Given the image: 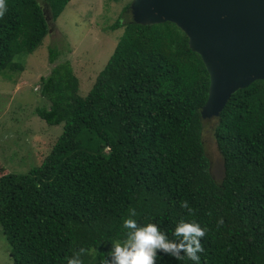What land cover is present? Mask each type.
<instances>
[{
    "label": "trees",
    "instance_id": "16d2710c",
    "mask_svg": "<svg viewBox=\"0 0 264 264\" xmlns=\"http://www.w3.org/2000/svg\"><path fill=\"white\" fill-rule=\"evenodd\" d=\"M43 1L56 20L70 0ZM5 6L0 74L8 77L23 71L16 57L41 44L48 22L37 0ZM107 28L123 32L85 95L69 60L49 50L50 72L39 78L48 105L35 113L62 132L38 165L0 175L11 264H66L81 248L82 264H102L125 238L129 209L169 239L181 219L206 228L200 264H264V80L237 89L218 116L203 119L209 75L179 27L139 24L129 11ZM209 119L223 160L218 183L202 141ZM157 255L156 264H194Z\"/></svg>",
    "mask_w": 264,
    "mask_h": 264
},
{
    "label": "rangeland",
    "instance_id": "374dc122",
    "mask_svg": "<svg viewBox=\"0 0 264 264\" xmlns=\"http://www.w3.org/2000/svg\"><path fill=\"white\" fill-rule=\"evenodd\" d=\"M48 22V32L30 54L16 60L24 65L17 76L0 74V175L26 173L49 151L62 132V124L48 125L35 108L47 107L39 93V78L50 72L49 50L67 58L79 80V93L85 95L123 32L107 27L119 17L124 20L131 0H70L53 20L47 4L37 0ZM202 141L209 172L218 183L223 177V160L212 132L213 119L204 121ZM0 264H11L9 246L0 231Z\"/></svg>",
    "mask_w": 264,
    "mask_h": 264
},
{
    "label": "water",
    "instance_id": "95a60500",
    "mask_svg": "<svg viewBox=\"0 0 264 264\" xmlns=\"http://www.w3.org/2000/svg\"><path fill=\"white\" fill-rule=\"evenodd\" d=\"M139 24L174 23L209 75L203 119L219 115L230 96L264 80V0H132Z\"/></svg>",
    "mask_w": 264,
    "mask_h": 264
},
{
    "label": "clouds",
    "instance_id": "9594fccd",
    "mask_svg": "<svg viewBox=\"0 0 264 264\" xmlns=\"http://www.w3.org/2000/svg\"><path fill=\"white\" fill-rule=\"evenodd\" d=\"M6 11L5 0H0V16ZM180 207L191 209L187 201H182ZM135 210L129 209L128 218H122V228L126 230L125 238L113 243L109 253L110 259L102 264H156L157 253H163L175 259L186 257L194 264H200L198 253L204 251L201 238L204 237L206 228L201 227L193 220H179L173 230L174 239H169L165 232L154 223L138 224L135 219ZM217 223H222L218 220ZM85 249L81 248L67 259L66 264H82L80 255Z\"/></svg>",
    "mask_w": 264,
    "mask_h": 264
}]
</instances>
